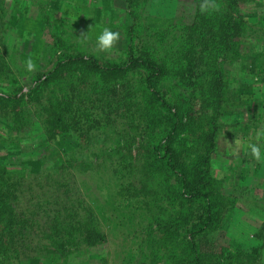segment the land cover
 I'll list each match as a JSON object with an SVG mask.
<instances>
[{"label": "rangeland", "instance_id": "1", "mask_svg": "<svg viewBox=\"0 0 264 264\" xmlns=\"http://www.w3.org/2000/svg\"><path fill=\"white\" fill-rule=\"evenodd\" d=\"M238 3L240 13L255 27L254 23L264 12V0H238ZM199 4L198 0H133L131 3L128 0H0V91L22 95L18 101L0 98V175L26 178L20 186L24 192L19 196L18 210L25 213V218L30 217L29 225L35 230L31 242L21 249L19 256L7 251L0 258V264H188L186 260L181 262L187 256L184 241L189 231L186 227L197 220L198 200L187 193L181 195L177 192V179L167 172L166 163H158V171L153 172L146 165V160L154 161L149 156L150 146L169 141L166 136L170 121L158 120L157 127L148 130L150 134H146V130L143 133L140 127L131 130L132 123L124 125L132 131L131 144L126 140H115L109 134L108 142L104 144L102 140L100 143L102 149L98 157L108 169L98 166L93 169L89 162L67 170L62 167L59 171L65 177V186L69 187L67 196L74 204V211L86 214V210H90L89 220L94 221V226L99 223L104 231L105 237L95 243H82L80 247L68 243L62 250L49 245L46 228L35 227L39 222L43 223V216L46 217L52 208L51 198L39 199L35 206H29L31 185L26 180L33 173H40L37 180H43L50 169H58L61 160L72 156L75 160L86 158L89 161V151L81 150V147L77 149L78 144L70 133L53 136L47 132L43 121L44 107L49 99L63 97L62 86L67 85V93L75 96L89 84V79L83 77L80 81L78 76L85 74L76 70L75 65L74 70L67 69L58 80L37 87L39 74L48 71L64 50L73 55H93L102 62L125 59L132 53L146 56L148 46L150 52H155L151 39L159 41V38L154 34L166 28L173 30L177 25L191 24ZM210 18L215 21L216 12H212ZM105 27L119 31L120 40L111 52L97 53L95 40ZM82 32L88 36L83 43L79 37ZM239 40L240 57L222 61L219 58L218 61L226 70V80L231 82L229 96L232 102L214 135L217 149L211 161L213 180L204 185L221 201L219 218L222 221L214 239L217 238L218 250L227 249L220 250L222 259L211 264H234L228 253L236 255L240 249L251 250L250 246L259 242L256 233L264 220V137L255 139L257 131L264 125V53L260 51L256 38L240 37ZM159 42L163 43V40ZM29 57L36 65L33 72L24 68V61ZM168 67L172 72L176 65L169 61ZM200 82L206 84L207 77L201 78ZM31 85L35 90L29 91ZM193 99L181 98V101L185 100L186 109L198 107L200 102ZM97 104H101L100 110L103 106L108 107L104 101ZM136 109L142 110L138 105ZM152 109L155 110L154 105ZM114 113L115 110L110 113L111 118H118ZM122 119L128 121L126 117ZM209 126L206 122V131ZM180 135L184 136L183 130ZM236 140L241 142L239 146ZM249 142L259 146V161L246 148ZM169 144L175 152L173 160L180 162L179 166L184 165L187 181L190 180L191 187H194L199 176L193 162L200 146L180 137ZM130 149L134 151L133 165L124 162ZM97 172L104 176L105 182L97 181ZM106 190L116 193L111 203L120 205V219L109 224L101 213L108 205L100 202L101 193ZM209 200L216 199L210 196ZM177 205L182 208L177 210ZM170 214L180 224L173 227L175 233L171 238L160 242V231L164 235L167 233L158 227V219ZM150 222L154 226L153 235L149 228L146 229ZM198 239L203 241L205 249L211 247L212 243L206 241L205 236H198ZM252 258L256 264H264V245L252 254Z\"/></svg>", "mask_w": 264, "mask_h": 264}, {"label": "trees", "instance_id": "2", "mask_svg": "<svg viewBox=\"0 0 264 264\" xmlns=\"http://www.w3.org/2000/svg\"><path fill=\"white\" fill-rule=\"evenodd\" d=\"M132 1L128 0L129 3ZM218 3L220 10L216 12L215 21L210 18L211 13L201 14L198 7L191 24L177 25L173 30L166 28L158 31L153 36H157L159 41L163 40V43L151 39L155 44V52H150V46H148L146 56L132 53L128 54L125 59L102 62L93 55H73L64 50L48 71L39 74L36 81L37 87L58 80L67 69L74 70L75 65L78 67L76 70L80 69L85 74L84 76L79 75V80L82 81L83 77L89 79V84L79 90L75 96L67 93L65 89L67 85L62 86L60 89L63 97L49 99L44 107L46 112L43 118L48 133L53 136H66L70 133L69 135L78 144L77 149L81 147V150L89 151L87 153L89 161L86 158L75 160L72 156L61 160L58 169H50L43 180H37L36 176L40 173L30 174V180H26V183L31 185L29 187L31 194L27 201L29 206H35L39 199L51 198L52 208L47 211L46 217L43 216V223L39 222L35 227L36 229L46 228L47 235L45 236L49 245L62 250L68 243L80 247L82 243L88 245L105 237L99 223L94 226L92 223L94 221L89 220V215L92 214L90 210H86V214L80 210L74 211V204L67 196L69 187L65 186V177L62 172H59L61 168L67 170L69 167L73 168L90 162L91 166H94L93 169L95 166L108 169L105 162L98 161L101 155L102 140L106 144L108 137L112 135L115 140H126L127 144H131L133 142L132 128L140 127L142 132L145 133L146 130L147 134L149 129L154 130L157 127L155 124L158 120L165 119L171 122L168 127V136H166L169 141L153 143L150 146L149 156L153 157L154 161L146 160V165H149V170L153 172L158 171V163H166L167 172L177 179V192H181V195L187 193L189 197L197 199L200 209L199 214L196 215L197 220L191 221L186 227L189 231L184 241L187 256L183 257L181 262L186 260L188 264H211L212 261L217 262L222 259L220 250L227 248L218 250V244L215 242L217 238L214 239V234L218 231L222 221L219 218L222 204L219 196L207 191L204 185L207 181L213 180L210 175L211 161L217 149L214 135L221 126V119L226 108L232 102L229 96L232 90L231 82L226 80V70L218 61L219 58L222 61L240 57V37L256 38L260 51L264 53V12L259 15L257 10L259 18L254 23L256 24L254 27L244 18L243 13H240L238 0H218ZM169 61L176 65L172 72L168 67ZM205 77L208 82L201 84L200 79H205ZM91 79L94 80L90 82ZM33 90L35 88L31 85L29 91ZM21 96L0 91V98L5 101H18ZM172 97H174L173 100ZM181 98H194L193 100L200 103L198 107L186 109L185 100L181 101ZM102 101L108 107L103 106L100 110L99 105L101 104L97 103ZM144 102L147 105L146 103L141 105ZM136 105L142 110L137 111ZM152 105L155 107L154 111ZM106 110L110 113L115 110L119 117L112 119L109 111L106 113ZM123 117H126L128 121L123 120ZM206 122L210 125L208 131L205 130ZM130 123L134 124L130 125L131 130L124 126ZM119 129L123 131H118ZM182 130L184 136L180 135ZM100 135L103 137L100 138ZM179 137L182 140L189 139L200 146L198 157L194 158L193 162L199 176V179L194 181V187H191L190 180L187 181L184 165L179 166L180 162L176 163L173 160L175 152L169 142ZM75 150L72 146V151ZM133 152L130 149L129 157L124 162L134 164ZM159 166L163 167L162 164ZM25 179L14 178L5 173L0 175L1 259L7 251L19 256L21 249L27 246L29 241L31 242V235L35 231L29 225L30 217L25 218L26 216H23L25 213L22 214L18 210V199L24 192L23 187L21 189L20 186H23ZM96 179L98 182H105L104 176L98 172ZM116 186L119 188L118 184ZM104 188L105 186L102 187ZM115 194L107 190L101 193V204L108 205L101 213L108 224L120 219L118 209L120 205L117 202L111 203ZM210 196L216 200H209ZM119 202L121 203L120 200ZM176 208L180 210L182 207L177 205ZM187 208L190 210V206ZM158 220V227L161 230L165 229L167 233L164 235L160 231L162 236L159 240L160 242L162 239L166 241L174 235L173 227L180 224L179 220L173 214ZM30 222L33 221L30 220ZM153 227L152 222L146 225L151 235L154 234ZM9 231L10 233H7ZM256 234L259 242L251 245V250L240 249L236 255L228 253L234 264H256L252 254L264 245V220ZM198 236H205L206 241L212 243L211 247L205 249L203 241L199 242ZM181 262L178 261V263Z\"/></svg>", "mask_w": 264, "mask_h": 264}, {"label": "clouds", "instance_id": "3", "mask_svg": "<svg viewBox=\"0 0 264 264\" xmlns=\"http://www.w3.org/2000/svg\"><path fill=\"white\" fill-rule=\"evenodd\" d=\"M199 9L201 14H210L212 12H218L220 10V5L218 0H200ZM81 38V42H85L88 39L86 33H81L79 35ZM120 40V32L113 31L112 29L105 27L103 28L102 32L96 37L95 40V50L97 53L104 52L109 53L111 52L118 41ZM24 68L27 72H33L36 70V65L31 57L24 61ZM261 137H264V125L257 131L255 139L260 140ZM236 145H240V141H235ZM246 148L250 150L251 156L256 159L257 161L261 158L260 148L255 143H247Z\"/></svg>", "mask_w": 264, "mask_h": 264}]
</instances>
